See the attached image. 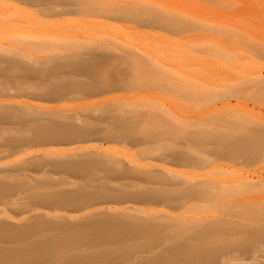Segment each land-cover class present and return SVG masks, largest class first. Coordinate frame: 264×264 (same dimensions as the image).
<instances>
[{
	"label": "bare ground",
	"instance_id": "1",
	"mask_svg": "<svg viewBox=\"0 0 264 264\" xmlns=\"http://www.w3.org/2000/svg\"><path fill=\"white\" fill-rule=\"evenodd\" d=\"M6 1L0 0V16L8 9ZM19 1L38 7L39 11L53 13L56 8L84 6L95 0ZM102 9L146 27H172L174 33L182 25L159 9L136 3L128 9L111 6ZM96 41L88 43L86 39H77L67 48L86 51L102 47L103 44ZM6 48L5 51L0 49V63H7L4 72L13 75L22 68L23 75H37L38 71L26 62L30 59L26 50L15 43ZM116 49L124 50V47L117 45ZM124 51L125 62L119 57H113L120 60L115 61L105 56L100 61L88 60L82 70L90 83L74 86L75 90L83 93L111 91L132 86L142 77L153 75V66ZM79 68L70 67L67 71L78 74ZM119 69L123 70L121 75L117 73ZM63 88L61 83L49 90L56 95ZM100 113L97 122L101 124L98 125L107 127L102 137L119 140L127 146L125 151L131 147L134 152L119 154L105 149L83 159L71 158V161L60 160L66 157L59 154L46 153L31 158L33 168L48 165L50 170L68 173L75 182L80 181L76 185L65 176L66 180L62 177V181L53 177L52 180L50 174L40 175V178L38 175V179L29 175L31 182L24 174L28 169L26 164L29 166L31 162L14 160L15 164L19 160L14 171L19 173L20 169L23 173L0 176V264H214L217 258L219 262L225 258L233 260L237 255L243 259L260 251L264 245L263 180L227 173L217 178L213 169L204 173L157 169L146 159H170L185 170L203 169L212 159L234 163L262 159L264 127L236 116L219 117L214 124L192 121L175 126L165 115H156L154 111L131 110L116 115L103 108ZM49 121L41 122L38 114L28 107L1 104L0 122L12 123L13 127L0 128V149L8 150L5 154L0 151V159L25 145H46L50 143L47 141L83 135L91 124L85 121L83 127L75 128L71 123L59 122L57 116ZM97 180L102 182L92 187ZM68 186L72 188L67 189ZM102 205L121 208L89 211ZM79 212L87 213L72 215Z\"/></svg>",
	"mask_w": 264,
	"mask_h": 264
},
{
	"label": "rangeland",
	"instance_id": "2",
	"mask_svg": "<svg viewBox=\"0 0 264 264\" xmlns=\"http://www.w3.org/2000/svg\"><path fill=\"white\" fill-rule=\"evenodd\" d=\"M134 3L159 9L182 25L174 33L172 27H146L141 22L120 19L102 9L110 6L128 9ZM6 7V12L0 16V49L5 51L8 44L15 43L28 52L30 59L26 62L38 72L37 75H23L20 68L10 75L4 72L7 63H0V105L28 107L34 114H38L43 123H48L49 119L53 120L57 116L59 122L71 123L75 128H81L88 121L91 123L88 127L92 131L89 128L85 130L88 134L84 132L71 139L47 141L51 144L25 145L22 147L24 150L21 148L14 154L10 151L12 154L9 155L8 152L0 159V176L10 177L23 173L24 170L20 169L19 173L16 172L19 160L16 164L14 160L24 159L26 163L31 162L29 166L24 162L28 167V171L25 169L24 172L27 177L30 175L33 176L32 179H38L50 174L51 179L53 177L60 181L68 177L76 185L80 181L75 182L68 173L50 170L48 165L33 168L34 160L31 158L46 153L59 154L60 157H66L60 160L71 161V158L83 159L105 149L119 154L133 153L134 148L128 147V151H125L127 146L119 140H115L118 141L117 144L114 140L102 137L107 127L98 125L101 123L97 121L103 108L116 115L131 110L154 111L156 115H165L175 126L180 122L192 121L214 124L219 117L236 116L264 127V0H95L84 6L56 8L53 13L39 11L38 7H30L19 0H7ZM82 38L88 43H91L90 40H97L96 43L103 45L86 51L67 48L74 40ZM117 45L140 57L145 64L153 66V77L148 75L137 80L140 85L136 82L132 86L111 91H76L74 86L90 83L82 70L88 60L100 61L103 56L109 57V60L115 57L122 58L124 62L127 60L125 51L116 49ZM77 66L81 67L78 74L67 71L70 67ZM117 73L121 75L123 70ZM61 83L64 84L63 90L52 95L49 88ZM185 92L192 95L187 96ZM12 125L0 122V128L3 129L13 127ZM0 151L5 154L8 150ZM121 159L128 168L125 159ZM146 161L157 169L198 173L213 169L217 178H222L227 173L228 176L264 181V158L247 162L239 160L238 164L229 160L212 159L207 167L200 170H185L186 168L178 167L170 159ZM4 164L11 169H7L8 166L5 167ZM10 170L15 174H11ZM101 182L102 180H97L91 185L93 187ZM66 188L71 189L72 186ZM120 208L102 205L89 211L95 213ZM86 213L72 215L81 216ZM255 254L248 255L250 258L245 255L246 258L243 259L237 255L233 260H222L219 257L222 261L219 262L217 258L214 264H264V245ZM238 257L240 260L236 259ZM229 259L230 262H225Z\"/></svg>",
	"mask_w": 264,
	"mask_h": 264
}]
</instances>
